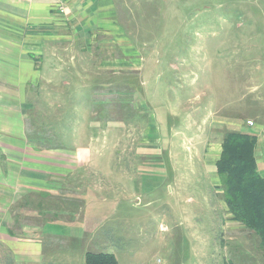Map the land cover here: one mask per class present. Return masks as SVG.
Returning <instances> with one entry per match:
<instances>
[{
    "label": "rangeland",
    "instance_id": "1",
    "mask_svg": "<svg viewBox=\"0 0 264 264\" xmlns=\"http://www.w3.org/2000/svg\"><path fill=\"white\" fill-rule=\"evenodd\" d=\"M115 1L142 66L116 65L121 36L94 38L97 63H115L108 89L74 102L114 122L99 130L91 178L83 172L88 225L109 223L117 264H222L223 211L211 206L222 194L203 158L236 124L264 117V0Z\"/></svg>",
    "mask_w": 264,
    "mask_h": 264
},
{
    "label": "crops",
    "instance_id": "2",
    "mask_svg": "<svg viewBox=\"0 0 264 264\" xmlns=\"http://www.w3.org/2000/svg\"><path fill=\"white\" fill-rule=\"evenodd\" d=\"M117 11L115 0H0V264H84L87 253L115 257L112 228L96 223L90 229L82 195L92 187L86 169L97 159L94 144L104 142L99 130L113 123L92 121V108L82 112L74 101L108 89L101 83L115 63H97L96 36L103 46L121 36L116 65L142 66ZM254 120L234 131L257 138L256 167L264 178V117ZM220 153L221 140L203 158L215 196L221 182L211 170ZM215 204L223 211L216 236L222 264H264L258 237L232 220L223 199Z\"/></svg>",
    "mask_w": 264,
    "mask_h": 264
},
{
    "label": "trees",
    "instance_id": "3",
    "mask_svg": "<svg viewBox=\"0 0 264 264\" xmlns=\"http://www.w3.org/2000/svg\"><path fill=\"white\" fill-rule=\"evenodd\" d=\"M120 93L131 96L126 92L118 94ZM121 108L127 119L128 113L125 111L130 107L121 104ZM98 121L104 124L114 122L109 113ZM256 147L257 138L249 132H225L221 139V153L215 163V172L221 182L222 199L232 220L253 232L264 251V178L257 171ZM84 264H117V260L112 254L87 253Z\"/></svg>",
    "mask_w": 264,
    "mask_h": 264
},
{
    "label": "built area",
    "instance_id": "4",
    "mask_svg": "<svg viewBox=\"0 0 264 264\" xmlns=\"http://www.w3.org/2000/svg\"><path fill=\"white\" fill-rule=\"evenodd\" d=\"M55 1H56L57 4L61 5L63 0H55ZM246 124L249 127H252L253 126V123L251 121L246 122Z\"/></svg>",
    "mask_w": 264,
    "mask_h": 264
}]
</instances>
